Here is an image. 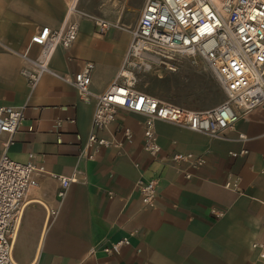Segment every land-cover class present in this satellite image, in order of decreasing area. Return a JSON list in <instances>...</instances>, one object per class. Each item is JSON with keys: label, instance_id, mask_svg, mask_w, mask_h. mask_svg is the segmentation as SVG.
I'll return each instance as SVG.
<instances>
[{"label": "crops", "instance_id": "1", "mask_svg": "<svg viewBox=\"0 0 264 264\" xmlns=\"http://www.w3.org/2000/svg\"><path fill=\"white\" fill-rule=\"evenodd\" d=\"M68 4L69 0H0V40L35 57L40 51L30 44L31 36L44 26L60 27ZM75 6L88 14L80 1L75 0ZM72 18L79 23L76 39L68 48L55 49L49 62L53 73H44L34 87L21 74L20 55L0 49V106L23 107L25 115L11 137L0 134V156L10 138V158L32 161L45 171L24 199L11 239L12 260L259 264L251 243L263 238L264 110L241 116L225 139L156 121L161 152L152 157L143 149L144 117L117 109L114 121L97 133L111 143L87 148L95 98L83 100L61 76L71 77L92 61L90 90L103 93L120 71L130 26L124 20L106 19L113 25L101 31L90 17ZM124 127L132 131L130 140L122 133ZM238 134L246 140H237ZM242 149L247 153L231 155ZM173 152L193 153L205 163L193 168L174 162L169 158ZM50 174L74 178L63 197L57 194L59 181ZM139 177L156 181L153 206L140 200L135 186ZM226 182H237L239 189L226 187ZM211 208L223 215L215 218ZM133 230L130 243L119 253L102 250Z\"/></svg>", "mask_w": 264, "mask_h": 264}, {"label": "built area", "instance_id": "2", "mask_svg": "<svg viewBox=\"0 0 264 264\" xmlns=\"http://www.w3.org/2000/svg\"><path fill=\"white\" fill-rule=\"evenodd\" d=\"M75 14L85 15L76 8L75 0H69L60 27L44 26L31 36L30 44L38 45L40 51L35 57L29 56L28 51L18 52L0 40V49L22 58L21 74L30 87H34L44 73H53L49 62L55 49L68 48L76 39L79 23L72 18ZM90 18L101 31L113 25L104 18ZM127 29L130 41L120 71L103 93L95 94L90 90L92 61L84 62L71 77L61 76L83 100L95 98L87 148L111 143L97 133L114 121L117 109L144 117L143 149L152 157L161 152L154 129L156 121L225 139L241 116L254 109L264 110V0H145L137 23ZM177 57L202 60L223 90V101L211 108L195 109L137 89L140 72L175 71ZM24 116L23 107L1 105L0 134L7 133L11 137ZM122 133L128 140L133 136L128 127H124ZM237 140H246V137L238 134ZM10 141L9 138L4 143L0 156V264H16L11 257V239L17 219L26 194L37 185L36 177L45 172L42 165L10 158L7 154ZM92 153L89 158L94 151ZM245 153L247 150L242 149L231 155ZM169 158L193 168L205 163L203 157L193 153L173 152ZM50 175L59 181L57 194L63 197L74 178ZM185 176L189 178L190 174ZM135 184L142 204L153 206L156 181L139 177ZM225 186L239 189L237 182H226ZM210 212L215 218L223 215V211L216 208H211ZM261 231L263 238L253 241L251 247L257 253L259 264H264V224ZM135 233L136 230L131 231L102 250L107 254L119 253Z\"/></svg>", "mask_w": 264, "mask_h": 264}, {"label": "rangeland", "instance_id": "3", "mask_svg": "<svg viewBox=\"0 0 264 264\" xmlns=\"http://www.w3.org/2000/svg\"><path fill=\"white\" fill-rule=\"evenodd\" d=\"M85 12L107 20H124L133 27L145 0H77ZM76 8H78L76 6ZM175 71L140 72L137 89L159 99L195 109L214 107L224 93L208 66L200 59L177 57Z\"/></svg>", "mask_w": 264, "mask_h": 264}, {"label": "bare ground", "instance_id": "4", "mask_svg": "<svg viewBox=\"0 0 264 264\" xmlns=\"http://www.w3.org/2000/svg\"><path fill=\"white\" fill-rule=\"evenodd\" d=\"M80 12L83 13V14H85L84 16H87V17L92 16V15L86 14V13H84V12H82V11H80Z\"/></svg>", "mask_w": 264, "mask_h": 264}]
</instances>
